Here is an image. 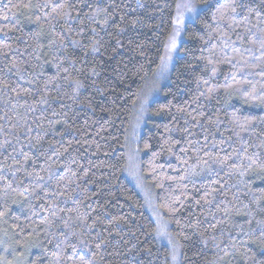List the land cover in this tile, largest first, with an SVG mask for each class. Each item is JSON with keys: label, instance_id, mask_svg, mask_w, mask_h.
<instances>
[{"label": "trees", "instance_id": "1", "mask_svg": "<svg viewBox=\"0 0 264 264\" xmlns=\"http://www.w3.org/2000/svg\"><path fill=\"white\" fill-rule=\"evenodd\" d=\"M179 1L0 0V264H173L157 215L177 264H264V0H196L137 139L150 199L127 174Z\"/></svg>", "mask_w": 264, "mask_h": 264}, {"label": "rangeland", "instance_id": "2", "mask_svg": "<svg viewBox=\"0 0 264 264\" xmlns=\"http://www.w3.org/2000/svg\"><path fill=\"white\" fill-rule=\"evenodd\" d=\"M193 5L195 7L194 12H189L187 5ZM199 5L196 0H180L176 9L175 21L172 33L167 41L164 55L160 66L156 70L153 80L148 83V85L142 91L139 100L136 103L133 119L131 121L130 131L127 139V154H128V164H127V174L135 182L138 190H140L146 199H150L151 191L147 189L143 183V179L139 170L140 161V150L138 145V135L146 122L150 119L148 112V106L150 102L157 97L159 93V87L161 83L166 78L171 65L173 64L176 56L179 54V48L184 39V27L189 19H192ZM173 42H175V48L172 47ZM144 196V197H145ZM149 202V201H148ZM150 206L151 204L148 203ZM152 207V206H151ZM158 219V235L160 240L166 242L172 252L173 264H177L178 261V244L174 238L168 233V228L164 219L160 216H156ZM4 245L0 243V251H2Z\"/></svg>", "mask_w": 264, "mask_h": 264}, {"label": "snow or ice", "instance_id": "3", "mask_svg": "<svg viewBox=\"0 0 264 264\" xmlns=\"http://www.w3.org/2000/svg\"><path fill=\"white\" fill-rule=\"evenodd\" d=\"M60 7H63V5H60ZM187 7H188L189 12L195 11V7L193 5L189 4V5H187ZM233 11H235V8H233ZM262 45H264V42H262ZM172 47L175 48V42H173Z\"/></svg>", "mask_w": 264, "mask_h": 264}]
</instances>
